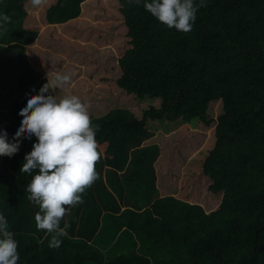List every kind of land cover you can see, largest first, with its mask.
Listing matches in <instances>:
<instances>
[{"label": "trees", "instance_id": "1", "mask_svg": "<svg viewBox=\"0 0 264 264\" xmlns=\"http://www.w3.org/2000/svg\"><path fill=\"white\" fill-rule=\"evenodd\" d=\"M28 1L0 0V12L11 18L0 33V126L9 136L25 94L47 83L26 55L38 33L24 27ZM85 1L51 2L47 23L79 17ZM118 2L129 47L115 81L127 97L155 105L141 117L117 108L94 118L97 142L109 144L107 156L98 146V178L62 219L58 248L49 247L52 234L36 228L40 209L27 192L32 177L20 171L35 137L19 138L11 158L0 156V212L19 242L18 264H264V0H205L186 33L161 24L143 3ZM215 101L223 112L202 163L209 178L203 194L218 193L220 203L204 212L164 197L157 203L161 221L153 225L148 206L160 198L154 163L161 150L143 144L152 135L147 122L209 126Z\"/></svg>", "mask_w": 264, "mask_h": 264}, {"label": "rangeland", "instance_id": "2", "mask_svg": "<svg viewBox=\"0 0 264 264\" xmlns=\"http://www.w3.org/2000/svg\"><path fill=\"white\" fill-rule=\"evenodd\" d=\"M53 1L55 0H43L42 6L36 9L29 1L26 2L28 15L24 23L33 24L38 30L35 44L26 46H31V53L37 55L34 59L31 58L35 69L49 65L50 73L65 72L68 69L72 70V67L79 61L75 69L78 75H75L68 91L61 93L58 88H55V93L58 96L75 94L87 101L92 122L94 118L105 116L110 110L117 108L129 109L136 116L141 117L145 108L155 105L152 99L137 100L132 96L127 97L128 93L121 91L122 89L115 81L121 75L120 66H117L118 59L129 47L127 30L119 13L118 0H88L84 6L85 14L82 19L58 26L49 25L45 21L46 8ZM42 52L43 56H38ZM56 55L58 58L55 57ZM84 79H89V84L84 85L82 83ZM222 112V101L211 103L209 113L215 118V122L209 126L200 120L196 122L178 120L173 123L147 122L146 132H151L152 136L150 140L148 139L149 141H146L150 144H158L161 150L159 158L154 163L157 176L156 185L160 190L159 197L163 192L168 194L166 197H172L181 204L186 202L196 205L192 204L195 202L190 201H196L200 197L202 187L204 191L208 190L209 183L207 182L205 187V182H203L206 176L202 173V163L209 149L215 144L216 119ZM102 144L99 143L100 149L102 153H105ZM132 144H137V142ZM131 149H134V146ZM115 156L110 155V158L115 159ZM107 164L115 167L114 163L107 161ZM210 194L219 196L218 193L210 192ZM158 199L153 202L154 204L149 205V207L152 206L153 211L148 209L153 225L161 221L162 217L161 206L157 204ZM165 203L164 201L161 204Z\"/></svg>", "mask_w": 264, "mask_h": 264}, {"label": "clouds", "instance_id": "3", "mask_svg": "<svg viewBox=\"0 0 264 264\" xmlns=\"http://www.w3.org/2000/svg\"><path fill=\"white\" fill-rule=\"evenodd\" d=\"M29 2L36 9L43 0ZM134 2L143 3L145 10L161 24L185 33L192 30L199 9L206 6L205 0ZM10 19L0 12V31ZM72 76L71 72H49L47 83L38 92L25 94V102L17 110L21 118L11 136L0 126V156L11 158L19 150V138L35 137L20 171L32 177L27 185L28 199L39 205L34 217L36 228L52 234L50 248L60 247V237L65 234L61 221L72 206L83 202L82 194L98 178L95 165L101 156L96 139L99 126L91 121L87 101L75 94L58 96L53 91L67 85ZM18 244L6 215L0 212V264H18Z\"/></svg>", "mask_w": 264, "mask_h": 264}, {"label": "crops", "instance_id": "4", "mask_svg": "<svg viewBox=\"0 0 264 264\" xmlns=\"http://www.w3.org/2000/svg\"><path fill=\"white\" fill-rule=\"evenodd\" d=\"M88 0H86L85 2H83L82 3V6H81V8H82V11H81V14H80V16L79 17H77V18H75V19H73V20H70V21H68V22H72V21H75V20H77V19H82V17H83V15L85 14L84 13V11H85V4H86V2H87ZM45 21H46V19H45ZM30 22H32V23H36L35 21H33V20H30ZM37 22L39 23L40 21H39V19H37ZM67 22V23H68ZM44 23V22H43ZM67 23H64V24H67ZM24 24H26L27 25V22H25ZM40 25H41V23H39ZM26 25H24V27H25V29H28V30H36V31H38L37 29H36V26L35 25H33V24H28L27 26ZM45 25V23L43 24V26ZM49 25H59V24H49ZM60 25H62V24H60ZM37 35H38V33H37ZM36 40V39H35ZM35 40L32 42V43H30V44H28V45H34L35 43ZM27 46V44L25 45V49H26V55H27V58H28V60L30 61V63L32 64V66H33V68L35 69V67H34V64H33V61H32V59L31 58H35L37 55H36V53L35 54H33V53H31V46L30 47H26ZM38 56H43V52L42 53H40V54H38ZM56 58H58V55H56L55 56ZM81 60V59H80ZM37 64H38V62H37ZM79 64V61L75 64V65H78ZM55 65V64H54ZM53 65V66H54ZM117 66H118V64H117ZM36 71H39V72H41V73H43L46 77H47V74L51 71V69H50V66L49 65H45V66H43V67H39V69L37 70V69H35ZM75 70H67V71H65V73H67V72H71V73H73V76H72V79H71V81L67 84V85H65V86H63L62 88H58L59 90H60V92L61 93H65V92H67L68 91V89H69V87H70V85L73 83V79H74V77H75V75H78L77 73H75L74 72ZM89 80V79H88ZM88 80L87 79H84V81L82 82V83H84V85H87V84H89V82H88ZM91 83V82H90ZM83 85V88L85 89L86 87ZM53 91L55 92V88L53 89ZM91 108H92V106H91ZM152 136V135H151ZM150 136V137H151ZM149 137V138H150ZM148 138V139H149ZM148 139H146V140H148ZM144 141L145 143V145H148V144H150V143H148V141L150 140H148V141ZM101 144V143H100ZM106 145L108 146V144H106V143H103L102 144V147H104L105 149H107L106 148ZM98 146L100 147V145H99V143H98ZM101 148V147H100ZM104 149V151L106 152V150ZM104 156L106 157L107 156V154L106 153H104ZM163 169L165 168L164 166L162 167ZM206 178L204 177L203 178V182H205V184H204V186L206 187V185H207V182H208V180H205ZM159 188V187H158ZM160 191V190H159ZM162 192V191H161ZM205 191H204V187H202V191H201V194H200V197H198V199H196V201H190V202H195V203H192V204H198V205H200V206H202V208H203V210H204V212H207V211H209V207H211V205L212 204H215L216 206L220 203V200H221V196L220 197H218V198H216V197H213V196H211L210 198H207L206 196L207 195H205V194H203ZM163 195V196H162ZM166 196H168V194H165V193H161L160 194V198L158 199V201L159 200H162L164 197H166ZM209 196V195H208ZM170 198H172V197H170ZM158 201H157V203H158ZM209 203H211V205H209L208 206V204ZM154 204V203H153ZM155 206H156V204H155ZM154 206V207H155ZM208 206V207H207ZM215 206V207H216ZM148 209L149 210H151V211H153L152 210V206H148Z\"/></svg>", "mask_w": 264, "mask_h": 264}]
</instances>
